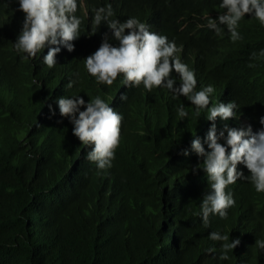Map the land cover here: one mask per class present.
Here are the masks:
<instances>
[{
    "label": "trees",
    "instance_id": "1",
    "mask_svg": "<svg viewBox=\"0 0 264 264\" xmlns=\"http://www.w3.org/2000/svg\"><path fill=\"white\" fill-rule=\"evenodd\" d=\"M77 3L75 50L60 45L49 68L48 47L35 58L15 50L25 14L18 0H0V264H264V249L256 246L264 240V193L251 182L230 185L235 205L227 218L210 215L204 226L208 178L196 170L203 158L191 143L199 137L208 151L207 109L197 117L186 97L126 85L122 75L112 86L97 83L85 67L105 37L119 46L107 22L93 30L94 10L111 4V19L136 17L182 46L177 55L195 72L197 90L214 86L213 104L235 101L236 118H217L218 133L225 125L256 132L264 128V25L246 14L237 29L242 39L233 42L226 25L221 35L207 27L205 17L218 22L226 12L222 0ZM78 96L85 104L100 97L124 118L111 168L86 159L92 146L82 145L70 118L60 115L58 99ZM180 105L188 117H179ZM237 170L250 176L243 164ZM217 231L240 240L228 260L219 259L223 242L209 239Z\"/></svg>",
    "mask_w": 264,
    "mask_h": 264
},
{
    "label": "clouds",
    "instance_id": "2",
    "mask_svg": "<svg viewBox=\"0 0 264 264\" xmlns=\"http://www.w3.org/2000/svg\"><path fill=\"white\" fill-rule=\"evenodd\" d=\"M18 2L19 10L25 14V20L14 43L17 52L26 54L25 58H35L48 47L43 62L51 68L57 64L56 57L61 51L60 45L69 52L75 50L73 42L80 38L82 24V20L75 15L78 10L77 0ZM220 7L226 12L219 16L218 22L205 17L208 20L207 27L221 35L220 25H226L233 42L242 39L237 29L246 14H252L264 25V0H222ZM94 11L93 30L101 25L102 21L107 22L115 39L119 41V46L115 47L105 37L100 47L85 59L86 70L96 78L97 83L112 86L122 75L126 85L139 87L142 84L148 91L164 87L174 96L186 97L195 106L197 117L202 109H207L206 118L212 122L205 140L208 151L199 137H195L191 143L192 150L203 158V163L198 165L196 170L202 169L208 178L209 191L204 195L200 206L204 226H208L210 215L227 218V210L235 205L233 195L227 189L238 180L249 181L258 193H264V128L253 132L251 126L244 130L225 125L224 130L218 133L215 123L217 118L223 121L236 118L235 110L238 106L235 101L213 104L211 97L215 88L212 85L197 90L195 72L177 55L183 51L182 46L178 48L176 43L169 42L166 36L150 32L148 26L136 17L123 23L111 19L114 16L111 4ZM259 55L264 58V50ZM255 58L256 54L253 53V59ZM173 71L179 76L178 87L177 80L172 75ZM72 86L73 82H69L66 87ZM121 99H126V95ZM57 103L60 115L70 118L74 125L73 134L82 145L92 146L86 159L95 163L99 170L111 168L121 140L124 119L122 114L100 97L91 99L87 104L81 96L62 97ZM81 108L85 110L81 111ZM177 112L180 118L189 115L184 105H180ZM260 124L264 125V117L260 119ZM221 140L225 143H221ZM183 155H189L188 151ZM240 164L247 168L250 176H245L237 170ZM209 239L223 242L220 260H228V253L240 244L239 239H231L229 242V236L218 231L211 232ZM256 246L264 249V240H258ZM208 251L212 254L216 249L210 248Z\"/></svg>",
    "mask_w": 264,
    "mask_h": 264
}]
</instances>
